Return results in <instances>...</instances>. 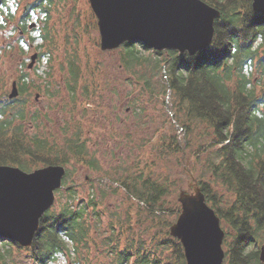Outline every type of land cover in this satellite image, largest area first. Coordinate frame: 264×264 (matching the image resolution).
<instances>
[{"label": "trees", "instance_id": "obj_1", "mask_svg": "<svg viewBox=\"0 0 264 264\" xmlns=\"http://www.w3.org/2000/svg\"><path fill=\"white\" fill-rule=\"evenodd\" d=\"M203 1L221 11L209 48L180 56L177 51L158 52L140 43L148 51L142 54L130 42L121 46L120 60L142 90H153L152 77L162 73L163 94L170 92L174 118L186 137L185 146L173 137L169 147L173 152L188 151L194 168L201 167L198 184L227 226L224 264H264V15L253 10L252 0ZM5 3L2 0L1 5ZM3 8L0 15H9L5 22L13 21L11 10L4 12ZM34 8L45 11L38 2ZM30 10L28 7L27 12ZM78 75L79 67L73 64V83L78 82ZM19 81L21 96L29 84L26 75ZM9 99L0 98V165L31 172L40 166L69 164L67 154L65 158L55 156L47 140L26 132V102ZM70 144L69 152L78 163L87 162L80 159L83 147L73 140ZM69 175L68 170L63 187L56 191L58 200L41 219L31 247L0 236V264H13L16 253H27L32 264L55 263L62 256L72 263L91 264L95 233L103 224L104 213L97 194L91 190L82 197L69 184ZM116 182L127 191L128 200L144 205L140 208L150 223L146 231L152 232L150 240L144 241L142 231L136 236L134 227L127 225L132 210L126 211L128 222L114 213L109 228L103 230L110 235L102 241L108 247L107 257L113 256L111 264H187L181 242L170 234L175 221L166 218L168 187L142 174ZM219 187L226 193L217 192ZM124 235L128 236L125 243Z\"/></svg>", "mask_w": 264, "mask_h": 264}, {"label": "rangeland", "instance_id": "obj_2", "mask_svg": "<svg viewBox=\"0 0 264 264\" xmlns=\"http://www.w3.org/2000/svg\"><path fill=\"white\" fill-rule=\"evenodd\" d=\"M37 2L45 11L33 9ZM2 7L4 12L11 10L14 17L5 22L9 15H0V98L9 99L13 82H20L26 75L29 89L18 97L26 102L29 120L25 130L32 137L48 140L55 156L68 155V182L82 197L91 190L99 196L103 224L95 233L97 243L90 259L91 264H111L113 256L107 257L108 247L102 241L110 235L103 230L109 228L114 213L122 214L128 222L126 211L132 210L127 225L134 227L136 236L143 232L140 239L149 241L152 232L146 231L150 223L140 208L144 205L124 201L127 191L117 179L124 181L142 174L165 184L170 191L166 218L176 222L181 212L180 193H191L193 181L198 183L201 178V167L194 168L188 151L173 152L169 147L173 137L185 146L186 137L174 118L170 92L163 94L162 73L156 78L149 75L155 93L142 90L120 60L121 47L102 51L97 18L89 0H6L0 11ZM28 7L32 8L29 12ZM135 44L142 54L148 53L145 46ZM36 53L39 58L30 67ZM73 64L79 67L77 83L71 80ZM77 137L86 148L80 159L94 158L97 169L86 161L78 163L68 151L70 141ZM219 188L217 192L226 193ZM221 224L226 232L227 226ZM127 237L122 236L123 243ZM61 258L67 264H76L66 256L51 264H59ZM13 264H32V260L27 253H16Z\"/></svg>", "mask_w": 264, "mask_h": 264}, {"label": "water", "instance_id": "obj_3", "mask_svg": "<svg viewBox=\"0 0 264 264\" xmlns=\"http://www.w3.org/2000/svg\"><path fill=\"white\" fill-rule=\"evenodd\" d=\"M97 18L101 50L114 51L126 43H142L158 51L195 55L209 48L221 11L203 0H89ZM255 12L264 15V0H252ZM37 53L32 59L33 66ZM18 83L10 99L19 97ZM66 167L48 165L31 172L0 165V236L28 248L34 243L45 213L63 187ZM180 193L181 212L170 234L183 246L187 264H224L226 232L201 187ZM264 262V246L261 249Z\"/></svg>", "mask_w": 264, "mask_h": 264}, {"label": "flooded vegetation", "instance_id": "obj_4", "mask_svg": "<svg viewBox=\"0 0 264 264\" xmlns=\"http://www.w3.org/2000/svg\"><path fill=\"white\" fill-rule=\"evenodd\" d=\"M1 2H2V0H0V6H1ZM38 55V54H37ZM38 58H39V56H38ZM37 60V59H36ZM18 83V82H17ZM18 88H19V84H18ZM20 92V91H19ZM31 136V135H30ZM33 137H35V136H33ZM48 141V140H47ZM73 141H76V143L78 144V145H80V146H82L83 147V153H85L86 152V148H85V144H84V142H82V141H80V139L77 137V139H75V140H73ZM71 145V144H70ZM68 151H69V149H68ZM89 161H92V165H90V164H88L89 166H92V168L93 169H97V167H98V162L93 158V159H90V160H87V162L86 163H88ZM81 165H84V164H81ZM62 166H64V165H62ZM65 167H66V165H65ZM66 171H68V169H67V167H66ZM66 174H67V172H66ZM65 177H66V175H65ZM64 177V178H65ZM64 180V179H63ZM72 186H74L75 187V185H73L72 184ZM77 188V187H76ZM125 190V189H124ZM99 200V196H97V201ZM124 201H128V198L126 197L125 198V200ZM99 203V202H98Z\"/></svg>", "mask_w": 264, "mask_h": 264}, {"label": "clouds", "instance_id": "obj_5", "mask_svg": "<svg viewBox=\"0 0 264 264\" xmlns=\"http://www.w3.org/2000/svg\"><path fill=\"white\" fill-rule=\"evenodd\" d=\"M59 264H67V261L65 259L61 258L60 261H59Z\"/></svg>", "mask_w": 264, "mask_h": 264}]
</instances>
